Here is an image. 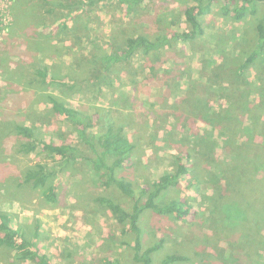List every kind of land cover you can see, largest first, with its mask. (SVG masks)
Here are the masks:
<instances>
[{"label":"rangeland","instance_id":"obj_1","mask_svg":"<svg viewBox=\"0 0 264 264\" xmlns=\"http://www.w3.org/2000/svg\"><path fill=\"white\" fill-rule=\"evenodd\" d=\"M208 1L132 0L129 8L121 0H13V20L0 40V57L9 55L8 65L18 69L15 78L30 70L28 97L30 101L37 95L39 100L45 98L40 106L49 140L78 146L80 141L72 124L53 112L48 94L90 115L94 122L90 131L97 136L110 127H122L133 144L134 164L117 174L132 182L141 196L147 195L142 188H150L164 173L175 172L180 162L188 165L183 187L172 188L162 199L186 201L192 208L187 219L150 210L139 221L143 249L163 240L153 264L172 253L195 257L186 264H264V230L251 229L248 218H238L243 209L248 215L261 216L264 211V170L254 169L264 161V47L249 67L241 68L259 41L257 25L264 20V0L255 1L254 12L243 20L224 14L223 4L215 1L200 17L205 27L202 36L193 41L172 39V44L148 55L137 51L105 74L96 71L102 63L95 61L96 55L114 52L128 37L143 34L156 40L189 30L185 7ZM10 33L13 44L6 46ZM38 44L46 51L36 57L29 53L25 60L21 52ZM56 57L60 64L56 65ZM149 65L161 69L151 71ZM40 68H46L49 79H56L55 86L41 87ZM203 114L212 122H206ZM51 129L61 135H50ZM81 147L91 152L87 145ZM243 153H250L252 163L240 169L234 155ZM52 156L56 161L57 156ZM64 161L57 160L65 168L55 164L59 172L44 187L29 186L28 198L0 199V211L12 217L14 227L38 241L55 264H106V259L115 258L120 264H141L135 258L130 225L119 223L98 197L109 196L130 210L133 201L115 186L103 187L93 162ZM52 184H56V201L44 195ZM226 204L231 206L225 211L221 207ZM215 207L223 213L220 225ZM241 235L252 237V246ZM15 261L12 252L0 247V264Z\"/></svg>","mask_w":264,"mask_h":264},{"label":"trees","instance_id":"obj_2","mask_svg":"<svg viewBox=\"0 0 264 264\" xmlns=\"http://www.w3.org/2000/svg\"><path fill=\"white\" fill-rule=\"evenodd\" d=\"M129 4V8H132V0H121ZM216 2L222 3V10L224 14H231L236 20H243L249 13H253L255 10L254 3L258 0H209L207 3H200L197 5H189L185 7V17L190 24V29L180 32H174L171 37L163 35L156 40L150 39L148 36L139 34L136 36L128 37L123 45H120L114 52L102 55H96V60L102 61L100 68L96 67V71L105 74L106 71L111 68L116 62L129 61L133 55L139 51L145 55L150 54L154 50L165 47L172 44V39L193 41L197 37L205 34V27L201 21V16L210 10V6ZM262 1V0H259ZM82 3L81 1H78ZM257 32L259 41L256 47L251 51L243 62L241 68L249 67L254 60L261 54L264 47V20L260 21L257 25ZM98 65V64H97ZM99 66V65H98ZM151 71H158L161 68L155 65H149ZM42 75L43 82L49 86L56 85V79L48 77L46 68L39 70ZM169 92L167 87L165 93ZM52 110L55 114L64 116L66 120L72 124L76 136L81 141H77L78 145L70 143L55 144L36 137L33 128L21 127L20 130L24 133L27 141L24 143V149L27 152H32L37 146H42L43 149L49 151L51 154L59 155L65 161L77 162L79 160H87L93 162L95 168L100 170V183L103 187L109 188L115 186L117 189L128 196L132 201V209H127L123 204L117 202L109 196H100L98 200L105 207L109 208L117 221L121 224H129L131 230L134 233V250L136 251L135 258L141 262V264H153L154 254L157 253L162 247V241H157L153 245H149L143 249L142 243V230L139 225V221L145 211H152L159 215H171L175 219L186 220L192 212L191 206L186 201L180 198H174L167 203L162 202L163 196L172 188L183 187L182 177L189 173V167L185 162H180L175 172H168L161 175L158 179L152 181L151 187L142 188V193H147L146 196H141L137 193L133 183L118 176V170L125 167H132L134 164L133 156V144L128 136L125 134L124 129L119 127L113 129L110 127L102 135L97 136L94 131L90 129L94 126L90 115L84 114L80 110L72 107L65 101L57 98L52 94L47 95ZM195 109H193L194 111ZM199 114V113H198ZM178 115V114H177ZM202 116V115H201ZM206 122H212L208 116H202ZM182 122V118L180 119ZM87 145L90 148L84 150L81 145ZM206 152L208 153V147L206 146ZM247 153V152H246ZM188 152L186 156H189ZM250 155V153H249ZM249 155L235 154V164L240 169L244 168L248 163H252V158ZM180 159L183 155H180ZM184 159V158H183ZM262 166L254 168L255 170H264V161L261 162ZM247 166V165H246ZM59 169L53 168L52 171L46 169L43 165H40L38 170H30L27 174V180L33 182V186L44 187L49 179L56 175ZM45 190V197L49 201H56L57 192L56 184L48 186ZM224 193L221 192V196ZM223 202V199L220 198ZM221 203V204H222ZM231 205H224L221 208L224 210L229 209ZM218 207V206H217ZM215 207L213 214L217 218V224L222 222L223 213ZM225 210V211H226ZM237 209V212H240ZM244 214L238 215L240 220L249 219L251 229L264 230V211L261 216L254 212L248 215V211L244 210ZM227 213V212H226ZM248 218V219H247ZM241 237L252 246V237L241 235ZM254 239V238H253ZM257 243V242H254ZM258 244V243H257ZM259 244H262L260 242ZM258 244V245H259ZM257 245V246H258ZM0 247L4 250H9L15 256V262L12 264H21L23 261H29L32 264H55L51 261L50 257L41 250L38 241L34 238H28L20 227H14L12 217L4 212L0 211ZM216 245H211L213 251H215ZM217 248V247H216ZM143 251L141 252V250ZM252 250L257 252L256 247H252ZM216 252V251H215ZM194 255L198 257L202 256V253L195 252ZM211 255V253H209ZM195 259L192 255L172 253L166 255L160 262V264H186L192 262ZM195 261V260H194ZM106 264H120L119 259H106ZM83 264H95L91 262H84ZM101 264V263H96Z\"/></svg>","mask_w":264,"mask_h":264},{"label":"crops","instance_id":"obj_3","mask_svg":"<svg viewBox=\"0 0 264 264\" xmlns=\"http://www.w3.org/2000/svg\"><path fill=\"white\" fill-rule=\"evenodd\" d=\"M13 37L12 33L6 37L4 41L6 46L13 44ZM42 51H46L45 46L38 44L36 49L31 47L30 49H25L21 54L25 60H28L30 59L29 53H31V56L36 57L40 56ZM59 53V51L56 52V55H59ZM5 54L3 57H0V199L9 198L10 200L15 199L14 201H17L22 200V198H28L29 195L27 193L30 190L28 188L30 185L33 187V182L27 180V174L30 170H38L39 166L43 165L46 169L52 171L55 164L61 170L65 168H63V165L61 166L56 163L58 159H61V156L56 155L55 161V156H52L54 154L43 149L42 146H37L34 151L27 152L23 146L27 139L22 130H20L21 127L33 128L36 137L39 139L55 144H62L64 142L57 141V143L56 138H54L55 140L46 138L48 134L45 133V112L40 106L41 103H44L45 98L42 96L41 100H39L37 95L36 100L33 98L32 102L29 100L28 93L32 91V88L30 89L26 86V77L30 70L26 69L24 72L22 71V80H20V76V78H15V75L18 74V69L16 66L12 67L8 65L7 62L10 60V57L9 55L5 56ZM60 63V58L56 57V65ZM40 84L42 88H45L43 78H41ZM38 89L37 87L35 92L37 91L38 93ZM41 91L43 92V89ZM49 131L50 135H61V133H56L55 129ZM65 143L73 144L70 141H65Z\"/></svg>","mask_w":264,"mask_h":264},{"label":"built area","instance_id":"obj_4","mask_svg":"<svg viewBox=\"0 0 264 264\" xmlns=\"http://www.w3.org/2000/svg\"><path fill=\"white\" fill-rule=\"evenodd\" d=\"M13 0H0V40L9 32L12 17Z\"/></svg>","mask_w":264,"mask_h":264}]
</instances>
